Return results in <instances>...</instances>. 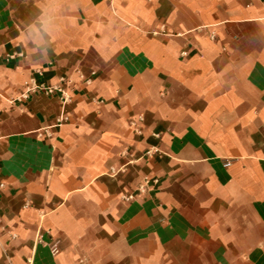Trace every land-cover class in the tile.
I'll list each match as a JSON object with an SVG mask.
<instances>
[{
	"label": "crops",
	"instance_id": "obj_1",
	"mask_svg": "<svg viewBox=\"0 0 264 264\" xmlns=\"http://www.w3.org/2000/svg\"><path fill=\"white\" fill-rule=\"evenodd\" d=\"M0 183V264H264V0H0Z\"/></svg>",
	"mask_w": 264,
	"mask_h": 264
},
{
	"label": "built area",
	"instance_id": "obj_2",
	"mask_svg": "<svg viewBox=\"0 0 264 264\" xmlns=\"http://www.w3.org/2000/svg\"><path fill=\"white\" fill-rule=\"evenodd\" d=\"M21 56H23L22 53H20ZM8 58H15V54L13 55H8ZM55 91H61L62 92V98L63 101H67L66 93L63 89L57 86H45L42 83H37L34 79H32L30 82H26V93L30 92H43L45 94H54ZM142 120V117L140 118ZM64 120H67V117H61L60 118V123L64 122ZM157 151V150H155ZM148 153H151V151H148ZM230 162H226L225 165H229ZM4 186V184L0 183V194H1V188ZM132 198V196H128V199ZM0 224H1V217H0Z\"/></svg>",
	"mask_w": 264,
	"mask_h": 264
}]
</instances>
